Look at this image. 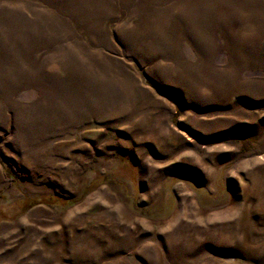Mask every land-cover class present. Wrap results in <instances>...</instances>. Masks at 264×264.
Returning <instances> with one entry per match:
<instances>
[{"label":"rangeland","instance_id":"obj_1","mask_svg":"<svg viewBox=\"0 0 264 264\" xmlns=\"http://www.w3.org/2000/svg\"><path fill=\"white\" fill-rule=\"evenodd\" d=\"M0 264H264V0H0Z\"/></svg>","mask_w":264,"mask_h":264},{"label":"bare ground","instance_id":"obj_2","mask_svg":"<svg viewBox=\"0 0 264 264\" xmlns=\"http://www.w3.org/2000/svg\"><path fill=\"white\" fill-rule=\"evenodd\" d=\"M187 203V202H186ZM188 206V205H187ZM184 207V206H183ZM177 218V217H176Z\"/></svg>","mask_w":264,"mask_h":264}]
</instances>
